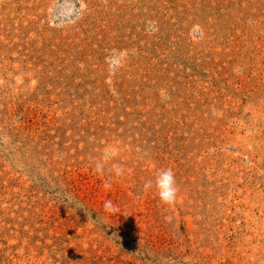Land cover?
<instances>
[{"label":"rangeland","instance_id":"obj_1","mask_svg":"<svg viewBox=\"0 0 264 264\" xmlns=\"http://www.w3.org/2000/svg\"><path fill=\"white\" fill-rule=\"evenodd\" d=\"M0 264H264V0H0Z\"/></svg>","mask_w":264,"mask_h":264},{"label":"clouds","instance_id":"obj_2","mask_svg":"<svg viewBox=\"0 0 264 264\" xmlns=\"http://www.w3.org/2000/svg\"><path fill=\"white\" fill-rule=\"evenodd\" d=\"M145 189H155L158 201L164 206H172L175 204L179 188L176 181L175 173L171 168L160 169L153 180H148ZM110 202L105 205L106 210L109 208Z\"/></svg>","mask_w":264,"mask_h":264}]
</instances>
